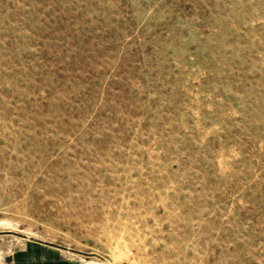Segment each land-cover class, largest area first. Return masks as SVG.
I'll use <instances>...</instances> for the list:
<instances>
[{"label":"rangeland","instance_id":"1","mask_svg":"<svg viewBox=\"0 0 264 264\" xmlns=\"http://www.w3.org/2000/svg\"><path fill=\"white\" fill-rule=\"evenodd\" d=\"M264 264V0H0V264Z\"/></svg>","mask_w":264,"mask_h":264},{"label":"crops","instance_id":"2","mask_svg":"<svg viewBox=\"0 0 264 264\" xmlns=\"http://www.w3.org/2000/svg\"><path fill=\"white\" fill-rule=\"evenodd\" d=\"M56 248L34 242H26L12 253L9 264H81L77 258L63 256Z\"/></svg>","mask_w":264,"mask_h":264}]
</instances>
